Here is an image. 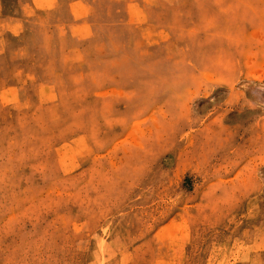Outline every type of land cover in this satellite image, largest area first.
Instances as JSON below:
<instances>
[{"label":"rangeland","instance_id":"rangeland-1","mask_svg":"<svg viewBox=\"0 0 264 264\" xmlns=\"http://www.w3.org/2000/svg\"><path fill=\"white\" fill-rule=\"evenodd\" d=\"M0 264H264V0H0Z\"/></svg>","mask_w":264,"mask_h":264},{"label":"bare ground","instance_id":"bare-ground-1","mask_svg":"<svg viewBox=\"0 0 264 264\" xmlns=\"http://www.w3.org/2000/svg\"><path fill=\"white\" fill-rule=\"evenodd\" d=\"M255 92H256V94L258 95V99H259V98H260V99L263 98V94H262L261 91H259V90H255ZM248 106H249V105H248ZM244 107H246V106H242V109H243ZM253 108H254V107H253Z\"/></svg>","mask_w":264,"mask_h":264}]
</instances>
